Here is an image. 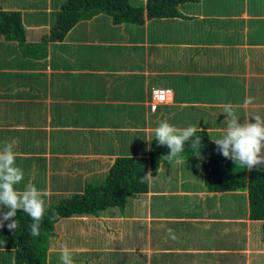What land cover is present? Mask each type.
<instances>
[{
	"label": "crops",
	"instance_id": "crops-1",
	"mask_svg": "<svg viewBox=\"0 0 264 264\" xmlns=\"http://www.w3.org/2000/svg\"><path fill=\"white\" fill-rule=\"evenodd\" d=\"M64 1L0 0L24 28L23 41L0 34V146L18 141V189H47V204L80 191L102 180L115 157L147 156L159 121L218 138L225 123L206 120L222 121L225 104L241 123L264 117V0L185 2L177 16L140 24L100 12L51 39ZM156 87L168 92L152 110ZM194 157L163 159L154 183L122 208L60 223L46 264H61L53 259L61 246L74 264H264V219L249 216L246 190L208 191L192 172ZM116 219L122 224L99 225ZM8 252L0 249V264H12Z\"/></svg>",
	"mask_w": 264,
	"mask_h": 264
},
{
	"label": "trees",
	"instance_id": "trees-1",
	"mask_svg": "<svg viewBox=\"0 0 264 264\" xmlns=\"http://www.w3.org/2000/svg\"><path fill=\"white\" fill-rule=\"evenodd\" d=\"M197 0H65L55 11L50 25L51 39H61L79 20L97 13L108 14L113 23H136L148 18L173 17L179 15V5ZM0 34L7 40L23 41L24 28L18 11L0 9ZM202 137L200 168L208 191L246 190L249 216L264 219V168L249 172L237 167L231 160L217 151V146L206 131L198 132ZM167 146H158L154 136L149 141L147 156H117L105 172L102 180L86 183L80 191L69 192L56 202L48 203L40 234L29 235L31 218L18 211L17 232L5 227L0 229V239L6 241L5 251L12 256V264H46L49 259L51 239L56 238L59 224H67L75 216L93 215L109 207L122 208L126 199L144 193L148 184L140 183V177L151 171L154 175L165 156ZM183 155L193 156L190 150ZM7 211V209H4ZM53 214H56L55 216ZM66 223H63L65 222ZM72 222V221H70ZM8 252V253H9Z\"/></svg>",
	"mask_w": 264,
	"mask_h": 264
},
{
	"label": "clouds",
	"instance_id": "clouds-1",
	"mask_svg": "<svg viewBox=\"0 0 264 264\" xmlns=\"http://www.w3.org/2000/svg\"><path fill=\"white\" fill-rule=\"evenodd\" d=\"M253 98H245L246 105L251 104ZM225 128L218 139H213L217 151L224 158L231 160L237 167L246 168L249 172L264 166V117L250 115L239 122V116L231 104L223 106ZM252 117L255 122H250ZM158 146H167L169 152L162 158L169 163H181L183 153L190 150L193 156H201L202 137L198 132L203 129L197 126L180 128L170 124L167 120L159 121L152 130ZM18 141H7L0 146V229L5 227L10 232H17L20 227L19 220L15 219L18 211H22L31 218L28 225L29 235L38 236L48 213L46 198L49 197L47 189H38L33 183H27L23 190L18 185L24 180L23 168L17 166ZM199 167V165H197ZM156 179L151 171L140 177V183L151 186ZM7 209V211H4ZM54 216L56 214H53ZM171 232V230H169ZM6 241L0 239V249H4ZM61 264H74L71 250L66 246L60 248Z\"/></svg>",
	"mask_w": 264,
	"mask_h": 264
},
{
	"label": "rangeland",
	"instance_id": "rangeland-1",
	"mask_svg": "<svg viewBox=\"0 0 264 264\" xmlns=\"http://www.w3.org/2000/svg\"><path fill=\"white\" fill-rule=\"evenodd\" d=\"M53 18H54V14H52V20H53ZM206 115V114H205ZM217 118V117H216ZM224 119L225 118H222V121H217L216 119H207L206 120V122H209V121H215L216 122V124H224L225 122H224ZM203 122H205V121H203ZM219 133H216V132H212L210 135H209V137L211 138H214V136L215 135H218ZM153 137V136H152ZM151 137V138H152ZM216 137V136H215ZM218 138H220V137H218ZM217 137L215 138V139H218ZM132 145H134V144H132ZM145 148V145H144V141H143V143H142V145L138 148V149H144ZM184 156H187V157H190V155H184ZM195 159H190L189 161H190V165H193V167H192V172L196 175V177L199 175V173L200 174H202V171H201V168H200V165H201V163H200V159H198V157H194ZM189 165V162H187V163H185V162H183V164H182V170L183 171H188V169L186 168L187 166ZM197 165H199V167L197 166ZM246 169V168H245ZM197 184H195L194 186H193V188H197ZM138 196V195H137ZM127 201V203H126V205L127 204H129L131 201H132V198H130V199H126ZM119 209V208H118ZM119 211H121L120 209H119ZM124 213H128L126 210H124L123 211ZM110 213H114V214H117V210H115V211H112V212H110ZM120 219H116L115 221H106V222H104V221H100L99 222V225L100 226H106L107 228L108 227H110V224H115V225H121L122 224V222L121 221H119ZM79 232V234H81L82 236H85L87 233L86 232H83V231H78ZM105 234H107V232H103L101 235H100V237H99V239H101ZM116 237H117V235H116ZM96 238H98V234H96ZM67 243H69L70 244V242H67ZM72 255H73V259H77V257H75V255L72 253ZM53 259H60L57 255H55V256H53Z\"/></svg>",
	"mask_w": 264,
	"mask_h": 264
},
{
	"label": "built area",
	"instance_id": "built-area-1",
	"mask_svg": "<svg viewBox=\"0 0 264 264\" xmlns=\"http://www.w3.org/2000/svg\"><path fill=\"white\" fill-rule=\"evenodd\" d=\"M167 89L163 88H152L150 90V102H149V108L154 110L159 103H163L166 101L167 96Z\"/></svg>",
	"mask_w": 264,
	"mask_h": 264
},
{
	"label": "bare ground",
	"instance_id": "bare-ground-1",
	"mask_svg": "<svg viewBox=\"0 0 264 264\" xmlns=\"http://www.w3.org/2000/svg\"><path fill=\"white\" fill-rule=\"evenodd\" d=\"M169 96H170V95H169ZM169 96H168V97H169Z\"/></svg>",
	"mask_w": 264,
	"mask_h": 264
}]
</instances>
